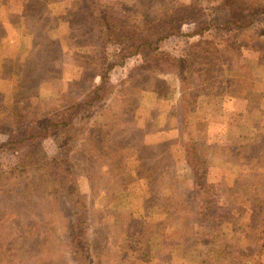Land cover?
Here are the masks:
<instances>
[{
    "label": "rangeland",
    "instance_id": "1",
    "mask_svg": "<svg viewBox=\"0 0 264 264\" xmlns=\"http://www.w3.org/2000/svg\"><path fill=\"white\" fill-rule=\"evenodd\" d=\"M93 1L0 8V264H264V63L244 49L264 56V7L226 25L217 8L201 35L183 19L121 62L103 12L157 25L187 0ZM107 67L109 91L74 118L83 129L56 156L63 125L31 128L86 99ZM65 155L70 174L55 166Z\"/></svg>",
    "mask_w": 264,
    "mask_h": 264
},
{
    "label": "trees",
    "instance_id": "2",
    "mask_svg": "<svg viewBox=\"0 0 264 264\" xmlns=\"http://www.w3.org/2000/svg\"><path fill=\"white\" fill-rule=\"evenodd\" d=\"M5 1L6 0H0V8L4 7L6 5ZM86 1L91 4L92 9L95 8V3L93 0H86ZM205 2H206V4L203 5L202 0H187L186 3H184L183 1H181V2L179 1L178 4H176L175 6H173L170 9L165 11L166 14L163 16V18H161L159 20L150 21L153 23L160 22V24H157V25L156 24L155 25H148L145 23L140 25V23H136V22L134 23V25L125 24L118 17L116 19H112V15L107 10V11L102 13V22H101L102 33H104V35L106 34L109 38H111L113 41H115L120 46V52H119L118 56L120 57L119 60L121 62H123L125 60V58L131 54L145 51L147 48H156L158 43L162 39H164V37L169 36V35H173V34H178V32H179L178 31V23L180 21H182L183 19L188 20V21L190 20L194 23L195 29L193 30V32H191V34L201 35L203 31H205L208 28H211V26L215 27V25L213 23L214 20L211 17L213 16L214 11L217 8L221 9V11L219 13H220V16L223 17V25L224 24L226 25L227 23H230V24H234V22L239 23V21L244 20V18H248L246 22L250 23L251 21H253V18L255 16L260 14V12L259 13L256 12V10H258L257 8L258 7H264V5H262V4L252 3L251 0H205ZM217 2H220V3L216 4ZM247 2L249 4H247ZM96 3H97V1H96ZM238 5H239L240 9L237 8ZM166 8H169V7H166ZM224 11L226 12L225 14H223ZM227 12H231L230 14H232V12H238V13L235 16H233V18H230V17H227ZM18 15H19V10H18ZM194 15H196L197 17H195ZM170 18H171V20H174V24L173 23L171 24L168 32H165L162 36H160L158 38H154V39H148L147 38L145 31L146 32H149V31L153 32V28H154L153 26H155V28L163 26V25L166 26V22ZM98 21L100 23V21H101L100 17H99ZM6 22L7 21L3 20V21H1V24L6 23ZM8 23H6V24H8ZM258 26H260V23H258ZM164 30L156 31L155 35L158 33H163ZM223 30L227 31L226 27H223ZM258 32L264 33V28L259 27ZM151 37H153V36H151ZM223 41H224V38H223ZM244 49L250 51L251 53L252 52L256 53V55L258 56V59H260L261 63L262 62L264 63V56H262L260 54V51L255 47V45L253 43L246 42ZM102 63L105 64L104 61ZM109 65H110V63H109ZM103 69H104L103 70L104 72L101 74L102 81L96 87H94L93 90H91L89 93H87L86 99L80 98V97L72 98L69 102H67L68 104L65 107V110L67 113L65 115H63V116L58 115L56 118L57 120L54 119L56 116H54V118H52V119L44 118L43 119L44 126L41 129L35 130L34 127L31 128L32 134L34 136L40 137V134H43L45 132V129L49 126V124H48L49 121H52L49 128L56 127L58 124L63 125V128H65V130L68 132L67 134H69V136L67 139H64V140L60 139V140H63L61 143L59 140H57L58 138L54 139V140H56V142L58 144V148H59L56 156H61L63 154L62 148H66L69 146L70 140L73 138L72 137L73 134L77 135L78 132L80 133L83 129V126H82L83 123H81V122L75 123V121H73L74 118L81 119L82 118V112H85L87 110H93L94 109V107H93L94 103L101 100L102 96L106 92L109 91V82L106 79L108 67L103 68ZM104 91H105V93H103ZM21 118L23 119L22 116H21ZM23 121L27 124V129H29L30 125L24 119H23ZM259 141L260 140H256L255 142H259ZM17 143H19V142L18 141L15 142V144H17ZM263 152H264V150H263ZM255 153L256 154H255L254 161H256V158H259L258 150H256ZM28 156H31L30 159L32 161H35V163L45 162L44 155L37 154V152H35L31 155H28ZM18 158H20V157H18ZM23 158H25V157H22L21 161L25 162V159H23ZM68 158H69V155H65L63 157H60V159H58V162H57V164H55V166H57L61 169H64V172L70 174V172L72 171V168L69 165ZM51 162H52V160H49V163H51ZM46 164H48V161L46 162ZM67 182L70 183V186L72 187L71 190L74 191V193L77 195V197L80 196V198H81L82 197L80 195L81 193L79 192L78 185L76 184V186H75V181L74 180L70 181V178H68L65 181V183H67ZM74 189H76V190H74ZM67 192L69 193L68 189H67ZM70 199H71L72 203H78L80 205H84L83 202H81V200L79 201L76 197L70 198ZM208 210L209 211H208V214L206 216H208L214 212L212 204L210 206H208ZM83 217H85V212L83 211V213L82 212L80 213V210H79V213L77 215V221H78V218L84 219ZM216 217H219V216L216 215V216L212 217L211 219H215ZM77 221H75V223H74L75 229H78L80 227L79 224L77 226Z\"/></svg>",
    "mask_w": 264,
    "mask_h": 264
}]
</instances>
